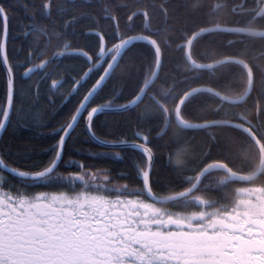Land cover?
Masks as SVG:
<instances>
[{"label":"trees","instance_id":"obj_1","mask_svg":"<svg viewBox=\"0 0 264 264\" xmlns=\"http://www.w3.org/2000/svg\"><path fill=\"white\" fill-rule=\"evenodd\" d=\"M0 5L9 12L8 59L16 73L17 104L11 127L0 143L7 148L9 166L36 172L49 162L58 139L52 129L78 110L110 61L111 56L99 55L102 39L107 49H114L130 36L147 35L162 51L157 81L137 108L97 116L96 136L103 141L140 142L137 135H143L155 155L151 186L162 197L188 189L212 163H224L244 175L258 169L259 150L245 133L229 126L184 130L176 125L174 111L178 101L197 87L233 98L245 94L248 75L243 66L226 63L212 70H195L181 45L197 31L217 25L264 30V0H0ZM191 57L198 63L243 60L253 71L254 88L246 102L237 106L199 93L182 107L183 120L246 121L264 144V38L208 33L193 43ZM156 63L154 47L134 44L88 110L132 100L154 73ZM34 66L37 69L22 79ZM4 100L5 71L0 62V106ZM80 162L82 168L77 167ZM146 167V158L139 152L110 150L91 141L82 118L54 173L61 178L36 191L67 190L66 175L73 172L79 173L85 186L97 181L96 176H104L122 188L128 185L140 191ZM227 177L226 172L216 171L203 182L227 181ZM7 180L15 185L14 190L33 183L12 176ZM255 183L264 184V171ZM230 188L210 187L208 192L222 203Z\"/></svg>","mask_w":264,"mask_h":264},{"label":"flooded vegetation","instance_id":"obj_2","mask_svg":"<svg viewBox=\"0 0 264 264\" xmlns=\"http://www.w3.org/2000/svg\"><path fill=\"white\" fill-rule=\"evenodd\" d=\"M95 185L103 189L89 191L88 200L111 223L78 254L79 264H264V184L202 182L190 197L167 203L122 184ZM225 186L233 188L229 197L215 201L208 188Z\"/></svg>","mask_w":264,"mask_h":264},{"label":"snow or ice","instance_id":"obj_3","mask_svg":"<svg viewBox=\"0 0 264 264\" xmlns=\"http://www.w3.org/2000/svg\"><path fill=\"white\" fill-rule=\"evenodd\" d=\"M8 9L0 5V62L6 66L5 100L0 106V141L11 127L14 105L17 104L16 73L8 60ZM28 77V71L22 79ZM100 113L93 108L87 115L77 110L56 125L58 137L49 162L40 170L9 166L5 160L6 146H0V264H79L77 256L101 239L110 227L107 213L88 200V188L79 173H69L67 190L36 191L49 188L60 175H55L64 159L65 146L83 118L86 131L93 140L103 145L95 134L93 123ZM25 128L24 124L20 125ZM69 163H72L69 161ZM83 167V162L77 164ZM18 181H32L14 190L7 177Z\"/></svg>","mask_w":264,"mask_h":264},{"label":"water","instance_id":"obj_4","mask_svg":"<svg viewBox=\"0 0 264 264\" xmlns=\"http://www.w3.org/2000/svg\"><path fill=\"white\" fill-rule=\"evenodd\" d=\"M144 15L146 16V13H144ZM146 21H147V25H148V19L147 18H146ZM213 32H226V33H230V34H236V35L247 36V37L264 38V30L260 31V30L244 29V28H230V27H223V26L209 27V28H205V29H202V30L194 33L190 37V39L187 41V43L182 45V47H184V49H185V57H186L188 63L195 69L209 70V69L215 68L219 65L228 63V62H234V63H238V64L242 65L246 69V71L248 73V77H249V85H248L246 95L242 98H239V99H232V98L226 97V96H224V95H222V94L218 93L217 91H214L210 88H196V89L188 92L186 95H184V97L179 101L177 108L175 110V115H174L175 122L177 123V125L179 127H181L182 129H185V130H200V129L210 128V127H215V126H230V127L240 129V130L244 131L245 133H247L258 145L260 152H261V165L255 174L246 176V175H240V174L233 172L230 168H228L224 164H219V163L211 164L203 170V172L198 177L196 183L189 190H187L186 192H183L181 194H178L176 196H173L169 199H166L164 201L177 200V199H180V198H183V197L190 195L192 192H194L196 190V188L199 186V184L203 181V179L209 173L216 171V170L226 171L230 176L229 177L230 181H239V182H253L256 179H258L264 171V147H263L262 143L257 139L255 134L248 127H246L242 124L233 123V122H229V121H211V122H206V123H202V124H192V123H187L180 118V112H181L182 106L184 105V103L188 99H190L195 94H198L201 92H208V93H211V94L217 96L222 101H224L228 104L240 105V104H243L250 97V95L253 91L254 75H253L251 68L245 62L238 60V59H224V60H221V61H218L215 63H210V64H198V63L193 61V59L191 57V47H192L193 43L200 36H203V35L208 34V33H213ZM8 40H9V31H8ZM141 42H146V43H149L150 45H152L155 48V51L157 53V65H156V69H155V72H154L152 78L144 85V87L141 89L139 94L131 102L127 103L126 105H123L120 107H101V108H97L96 110L100 114L122 113V112L130 111L131 109H133V108H135L141 104L145 95L149 91L150 87L158 79L160 71H161V66H162V51H161L159 45L151 37L144 36V35H138V36L130 37V38L126 39L125 41H123L121 43V45H119L115 56L113 57V59L111 60V62L107 66V68L105 69L104 73L102 74V76L100 77L98 82L92 88L89 96H87L84 99L83 103L81 104L80 108L78 109L79 112L82 114V116H83V113L85 112V110L87 109L91 99L108 82L109 78L113 74L114 70L118 66V64H119L120 60L122 59V57L124 56V54L134 44L141 43ZM7 44H8V42H7ZM104 49H105V46L103 45L101 53L104 51ZM2 65H3V63H2ZM3 68H4L5 73H6V66L3 65ZM31 70L32 69H30L29 72H31ZM87 134L90 137L88 132H87ZM91 140L93 142L99 144L96 140H93L92 138H91ZM99 145H101V144H99ZM101 146L105 147V148H110V149L111 148L112 149L125 148V149L137 150V151H140L143 154H145L148 158V168H147L146 173L143 176V183H144V188H145L146 192L151 195L150 176H151V172H152V168H153V164H154V155H153L152 151L150 150V148H148L147 146H145L141 143H108L107 142V143H103V145H101Z\"/></svg>","mask_w":264,"mask_h":264},{"label":"bare ground","instance_id":"obj_5","mask_svg":"<svg viewBox=\"0 0 264 264\" xmlns=\"http://www.w3.org/2000/svg\"><path fill=\"white\" fill-rule=\"evenodd\" d=\"M201 37V36H200ZM199 37V38H200ZM155 49V48H154ZM242 66V65H241ZM197 70H199V69H197ZM246 70V69H245ZM199 71H207V70H199ZM89 94H90V92L88 93V95L87 96H89ZM97 95V94H96ZM96 95L91 99V101H90V103L89 104H91L92 103V101L94 100V98L96 97ZM86 96V97H87ZM146 96V95H145ZM85 97V98H86ZM127 104V103H126ZM126 104H124V105H126ZM121 106H123V105H121ZM234 106H237V105H234ZM79 108H80V106H79ZM78 108V109H79ZM98 116V115H97ZM96 116V117H97ZM169 120H170V117L168 116V122H169ZM81 121V120H80ZM191 123V122H190ZM206 123V122H205ZM199 124H202V123H199ZM168 126H169V123L167 124V126H166V130L168 129ZM182 129V128H181ZM185 130V129H184ZM103 143H107L106 141H103ZM121 143H130V142H121ZM97 144V143H96ZM99 145V144H98ZM99 146H101V145H99ZM102 147V146H101ZM103 148H105V147H103ZM106 149H110V148H106Z\"/></svg>","mask_w":264,"mask_h":264},{"label":"rangeland","instance_id":"obj_6","mask_svg":"<svg viewBox=\"0 0 264 264\" xmlns=\"http://www.w3.org/2000/svg\"><path fill=\"white\" fill-rule=\"evenodd\" d=\"M101 179H103V177H101Z\"/></svg>","mask_w":264,"mask_h":264}]
</instances>
